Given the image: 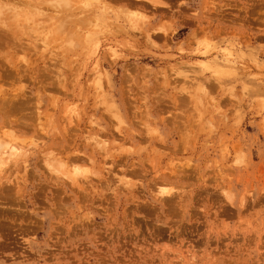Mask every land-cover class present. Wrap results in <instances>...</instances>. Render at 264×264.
<instances>
[{
	"label": "rangeland",
	"instance_id": "1",
	"mask_svg": "<svg viewBox=\"0 0 264 264\" xmlns=\"http://www.w3.org/2000/svg\"><path fill=\"white\" fill-rule=\"evenodd\" d=\"M38 1L0 2V264H264V0Z\"/></svg>",
	"mask_w": 264,
	"mask_h": 264
},
{
	"label": "bare ground",
	"instance_id": "2",
	"mask_svg": "<svg viewBox=\"0 0 264 264\" xmlns=\"http://www.w3.org/2000/svg\"><path fill=\"white\" fill-rule=\"evenodd\" d=\"M8 1H9V2L11 1V4H10V5H11L12 10H13L16 6H18L17 4H22V5H24V6L26 5V6L28 7V5L30 6V3H31V0H0V2H4V3H7ZM37 1H38V0H37ZM53 1H54V0H52V1L50 0V2H53ZM55 1H56V0H55ZM55 1H54L53 3H55ZM57 1H58V0H57ZM32 2H33V1H32ZM39 2H41V1H38V3H39ZM45 2L48 3L47 0H46ZM73 2H74V1H73ZM38 3H37V4H38ZM41 3H42V4H45V3H43V2H41ZM47 3H46V4H47ZM53 3H51V4H53ZM127 3H128V2H127ZM33 4L36 5V3H34V2L32 3V5H33ZM42 4H41V5H42ZM56 4H58V3H56ZM56 4H55V5H56ZM70 4H71V3H70ZM38 5H39V4H38ZM26 6H25V7H26ZM6 7H7V6H5V8H6ZM61 7H63V5H62V6L60 5L59 8H61ZM28 8H30V7H28ZM52 8H53V7H52ZM76 8H77V7H76ZM76 8L74 7L75 10H76ZM34 9H35V8H34ZM62 9H63V8H62ZM62 9H61V10H62ZM0 10H1V9H0ZM5 10H6V9H5ZM8 10H9V9H8ZM42 10H44V9H42ZM72 10H73V9H72ZM15 11H16V10H15ZM58 11H59V10H58ZM0 16H1V15H0ZM66 18H67V17H66ZM65 20H66V19H65ZM19 24H20V23H19ZM9 27H10V26H9ZM18 28H19V26H18ZM15 29H16V28H15ZM15 29H14V31H15ZM22 31H23V30H22ZM3 33H4V32H3ZM7 33H8V32H7ZM4 35H6V34H4ZM1 37H2V36H1ZM5 38H6V37H5ZM10 42H11V41H10ZM11 44H12V43H11ZM17 46H18V45H17ZM8 47H9V46H8ZM13 47H14V46H13ZM21 47H22V46H21ZM2 57H3V56H2ZM3 58H4V57H3ZM0 60H1V59H0ZM2 60H3V59H2ZM26 70H27V69H26ZM52 72H53V71H52ZM55 72H56V71H55ZM43 73H44V72H43ZM47 74H48V73H47ZM47 74H46V75H47ZM43 76H44V75H43ZM47 76H48V75H47ZM44 77H45V76H44ZM56 79H57V78H56ZM54 83H55V82H54ZM55 86H56V85H55ZM58 87H59V86H58ZM56 88H57V87H56ZM61 89H62V88H61ZM65 93H66V92H65ZM9 96H10V95H9ZM12 96H15V95L12 94ZM12 96H11V97H12ZM1 97H2V96H1ZM1 97H0V98H1ZM16 99H18V98H16ZM3 100H4V99H3ZM3 100H2V101H3ZM26 100H27V99H26ZM10 101H11V100H10ZM27 101H28V100H27ZM4 102H5V101H4ZM7 102H8V101H7ZM19 102H20V101H19ZM23 102H24V101H23ZM15 104H16V103H15ZM6 106H8V105H6ZM9 106H10V105H9ZM11 107H12V106H11ZM4 108H5V107H4ZM13 108H14V107H13ZM15 108H16V107H15ZM20 108L22 109L23 107L20 106ZM12 110H13V109H12ZM0 111H1V110H0ZM2 111H3V110H2ZM8 111H9V110H8ZM16 111H17V109H16ZM3 112H4V111H3ZM3 112H2V113H3ZM4 113H5V112H4ZM6 113H7V112H6ZM14 113H15V111H14ZM7 115H8V114H7ZM10 115H11V114H10ZM19 116H20V115H19ZM17 117H18V115H17ZM3 118H5V117L3 116ZM25 118H26V117H25ZM25 118H23V119H25ZM5 119H6V118H5ZM21 122H22V121H21ZM18 123H19V122H18ZM22 123H23V122H22ZM6 124H7V123H6ZM19 124H20V123H19ZM8 125H9V124H8ZM8 125H7V126H8ZM17 125H18V124H17ZM1 128H2V126H1ZM1 146H2V145H1ZM1 146H0V147H1ZM4 146H6V145H4ZM7 146H8V144H7ZM9 146H10V145H9ZM2 147H3V146H2ZM15 147H16L15 145H14V147L11 145V148H10V149H13V148H15ZM7 148H8V147H7ZM16 148H17V147H16ZM3 149H5V148H3ZM17 149H18V148H17ZM17 149H14V151L17 150ZM19 149H20V147H19ZM6 150H7V152L9 151V149H6ZM12 151H13V150H11V152H12ZM14 153H15V152H14ZM8 154H9V152L6 153L5 155H8ZM17 154H18V152H17ZM3 156H4V154H3ZM9 156H12V154L10 153ZM9 156H7V159H8ZM0 159H2V157H0ZM4 162H5V161H4ZM1 163H2V161H1Z\"/></svg>",
	"mask_w": 264,
	"mask_h": 264
}]
</instances>
